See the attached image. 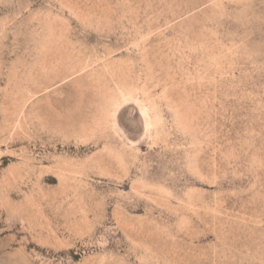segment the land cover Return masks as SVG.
<instances>
[{
	"label": "rangeland",
	"instance_id": "1",
	"mask_svg": "<svg viewBox=\"0 0 264 264\" xmlns=\"http://www.w3.org/2000/svg\"><path fill=\"white\" fill-rule=\"evenodd\" d=\"M0 264H264V0H0Z\"/></svg>",
	"mask_w": 264,
	"mask_h": 264
}]
</instances>
